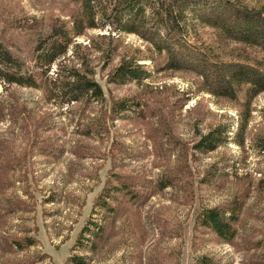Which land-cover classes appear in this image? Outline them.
I'll use <instances>...</instances> for the list:
<instances>
[{"label":"rangeland","instance_id":"374dc122","mask_svg":"<svg viewBox=\"0 0 264 264\" xmlns=\"http://www.w3.org/2000/svg\"><path fill=\"white\" fill-rule=\"evenodd\" d=\"M79 14L78 0H0V42L34 71L53 29L64 24L70 32ZM190 23L171 39L183 61L178 70L167 67L164 51L100 20L81 35L68 33L67 52L56 63L87 61L105 97L100 103L59 102L44 83L0 85V264H72L73 255L86 264H201V257L264 264V155L255 146L264 135V91L247 105L245 84L234 100L218 97L195 70L198 55L220 67L264 63V52ZM124 59L142 64L148 76L115 80ZM121 100L131 110L113 112ZM242 114L240 146L233 135ZM219 125L231 126L228 140L197 150L199 138ZM122 184L127 190L117 191ZM105 193L108 213L95 206ZM212 207L234 213L229 240L200 223ZM91 219L105 226L93 250L85 238L77 244Z\"/></svg>","mask_w":264,"mask_h":264},{"label":"trees","instance_id":"16d2710c","mask_svg":"<svg viewBox=\"0 0 264 264\" xmlns=\"http://www.w3.org/2000/svg\"><path fill=\"white\" fill-rule=\"evenodd\" d=\"M78 1L81 5V14L71 21V31L68 32L62 24L61 27L53 29L47 47L42 49L39 45L35 48L36 52L42 49V53L35 55L34 71L24 70L25 63L13 56L11 51L0 42L1 86L16 84L38 88L44 83L51 97L55 96L62 103L102 102L105 99L102 88L94 78L93 67L87 61L81 59L78 66L73 62L56 63L67 52L71 40L68 33H73V37L81 35L85 28H96L97 20H100L102 25H112L113 32L138 35L148 41L158 53L164 51L168 58L167 67L171 70L183 68V61L178 59L175 52V45L178 42L173 43L171 39L176 40L177 36L188 31L192 19L215 29L225 39L256 47L264 52V6H248L242 0ZM147 10L149 15L145 13ZM188 16L191 19L190 22ZM202 56H197L198 66L197 69L194 68L200 73L203 84L207 86L206 91L212 95L234 100L236 99V87L245 84L248 86L245 103L247 105L250 99L264 91V63L261 60H255L254 64L244 63V61L243 63H222L219 67L215 63H209ZM53 65H56L55 70L50 73ZM112 76L115 80L124 82L141 80L147 77L148 73L145 67L136 60L124 59L114 69ZM111 108L113 112L120 113L131 110L132 105L121 100L115 102ZM241 117V123L237 125L238 129L233 135L234 142L240 146L243 144L247 115L242 114ZM230 129L231 126L223 129L219 125L200 137L195 148L208 151L215 149L221 140H228L227 132H230ZM255 146L264 155V135L257 137ZM123 187L120 189L117 187L116 190H127L125 184ZM109 196H111L109 193L101 194L95 204L106 213L111 211L106 201L110 198ZM233 218L234 213L226 215L224 209L212 207L203 210L200 223L209 227L218 237L229 240L233 235L230 225ZM104 229V225L97 224L91 219L81 229L77 244L82 246L86 239L89 242V248L93 250L97 241L102 238ZM69 260L72 264H86L84 258L78 255H73ZM200 262L210 264L204 257H201Z\"/></svg>","mask_w":264,"mask_h":264}]
</instances>
